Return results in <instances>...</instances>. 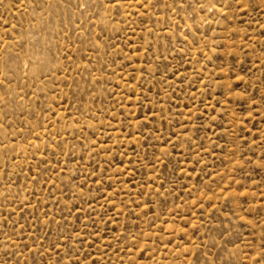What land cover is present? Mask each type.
<instances>
[{
    "label": "rangeland",
    "instance_id": "1",
    "mask_svg": "<svg viewBox=\"0 0 264 264\" xmlns=\"http://www.w3.org/2000/svg\"><path fill=\"white\" fill-rule=\"evenodd\" d=\"M0 264H264V0H0Z\"/></svg>",
    "mask_w": 264,
    "mask_h": 264
}]
</instances>
